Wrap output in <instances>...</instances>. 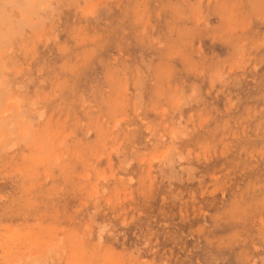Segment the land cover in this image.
Wrapping results in <instances>:
<instances>
[{
  "label": "rangeland",
  "instance_id": "rangeland-1",
  "mask_svg": "<svg viewBox=\"0 0 264 264\" xmlns=\"http://www.w3.org/2000/svg\"><path fill=\"white\" fill-rule=\"evenodd\" d=\"M0 264H264V0H0Z\"/></svg>",
  "mask_w": 264,
  "mask_h": 264
}]
</instances>
